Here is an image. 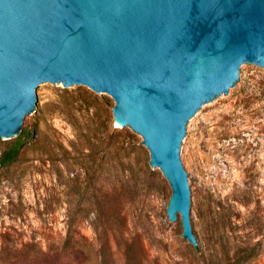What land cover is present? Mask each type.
<instances>
[{
    "label": "rangeland",
    "instance_id": "obj_1",
    "mask_svg": "<svg viewBox=\"0 0 264 264\" xmlns=\"http://www.w3.org/2000/svg\"><path fill=\"white\" fill-rule=\"evenodd\" d=\"M245 73L190 127L199 247L181 218L169 221L172 189L142 137L114 123V100L43 87L45 112L28 121L18 157L0 173V264H220L256 243L246 264H264V69ZM105 119L132 137L109 139Z\"/></svg>",
    "mask_w": 264,
    "mask_h": 264
},
{
    "label": "water",
    "instance_id": "obj_2",
    "mask_svg": "<svg viewBox=\"0 0 264 264\" xmlns=\"http://www.w3.org/2000/svg\"><path fill=\"white\" fill-rule=\"evenodd\" d=\"M245 67L264 69V0H0V146L45 112L43 87L110 96L172 189L169 221L199 247L190 127Z\"/></svg>",
    "mask_w": 264,
    "mask_h": 264
},
{
    "label": "trees",
    "instance_id": "obj_3",
    "mask_svg": "<svg viewBox=\"0 0 264 264\" xmlns=\"http://www.w3.org/2000/svg\"><path fill=\"white\" fill-rule=\"evenodd\" d=\"M98 101L100 100L97 96H90L86 99L85 102L87 104L92 102L93 104L98 105L99 104ZM102 125L104 127L105 132L110 131L112 133L111 136H109V139L117 138V136H120V137L122 136L123 138H126V136H128L129 138L132 137L127 132L117 130V128L113 126V123L111 121L109 122V120L107 119H105L102 122ZM106 138L107 137L104 136V140L102 141L104 150H106V148H109V145H110L109 140L106 141ZM23 143L24 141L22 139V135L15 138L14 141L8 143L6 148H4L0 154V165L5 166L15 161L19 155V152L23 146ZM210 200L211 202L215 203L213 194H211ZM258 250H259V243H256L253 245H237L234 249L233 258L226 260L224 263L220 262V264H246L252 258H254L255 255H257Z\"/></svg>",
    "mask_w": 264,
    "mask_h": 264
},
{
    "label": "bare ground",
    "instance_id": "obj_4",
    "mask_svg": "<svg viewBox=\"0 0 264 264\" xmlns=\"http://www.w3.org/2000/svg\"><path fill=\"white\" fill-rule=\"evenodd\" d=\"M115 123H116V125H120L121 126V124H120V122L118 120Z\"/></svg>",
    "mask_w": 264,
    "mask_h": 264
}]
</instances>
